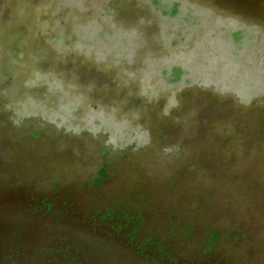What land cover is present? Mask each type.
Returning <instances> with one entry per match:
<instances>
[{
  "label": "rangeland",
  "instance_id": "374dc122",
  "mask_svg": "<svg viewBox=\"0 0 264 264\" xmlns=\"http://www.w3.org/2000/svg\"><path fill=\"white\" fill-rule=\"evenodd\" d=\"M0 264H264V0H0Z\"/></svg>",
  "mask_w": 264,
  "mask_h": 264
}]
</instances>
